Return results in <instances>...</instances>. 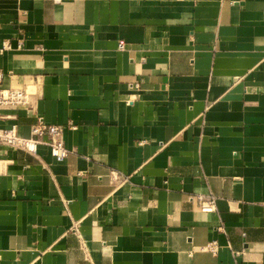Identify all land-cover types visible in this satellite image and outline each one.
I'll return each mask as SVG.
<instances>
[{
    "label": "crops",
    "instance_id": "crops-1",
    "mask_svg": "<svg viewBox=\"0 0 264 264\" xmlns=\"http://www.w3.org/2000/svg\"><path fill=\"white\" fill-rule=\"evenodd\" d=\"M0 70L68 149L0 145V264H264V0H0Z\"/></svg>",
    "mask_w": 264,
    "mask_h": 264
},
{
    "label": "built area",
    "instance_id": "built-area-1",
    "mask_svg": "<svg viewBox=\"0 0 264 264\" xmlns=\"http://www.w3.org/2000/svg\"><path fill=\"white\" fill-rule=\"evenodd\" d=\"M8 46V45H6ZM120 47H124L120 44ZM4 72L0 70V107L4 105H21L27 100V93L22 89L5 88L3 86ZM1 118V115H0ZM64 125L51 123L39 117L31 125L30 134L23 135L17 124L7 127H0V145L14 147L27 152L36 153L39 145L45 144L51 153L59 160L64 159L68 154V149L63 140ZM204 209H212L215 199L213 196L201 198ZM215 249V243L207 246Z\"/></svg>",
    "mask_w": 264,
    "mask_h": 264
}]
</instances>
